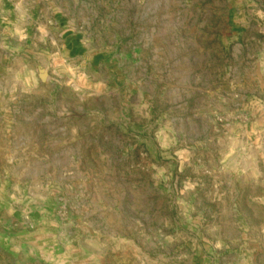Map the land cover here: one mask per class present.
Returning a JSON list of instances; mask_svg holds the SVG:
<instances>
[{
    "label": "rangeland",
    "instance_id": "374dc122",
    "mask_svg": "<svg viewBox=\"0 0 264 264\" xmlns=\"http://www.w3.org/2000/svg\"><path fill=\"white\" fill-rule=\"evenodd\" d=\"M0 264H264V0H0Z\"/></svg>",
    "mask_w": 264,
    "mask_h": 264
},
{
    "label": "crops",
    "instance_id": "0c3cea01",
    "mask_svg": "<svg viewBox=\"0 0 264 264\" xmlns=\"http://www.w3.org/2000/svg\"><path fill=\"white\" fill-rule=\"evenodd\" d=\"M67 47H70V49H71L73 47L72 43L71 44L67 43Z\"/></svg>",
    "mask_w": 264,
    "mask_h": 264
}]
</instances>
